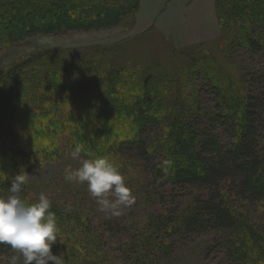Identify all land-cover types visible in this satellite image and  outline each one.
<instances>
[{
  "label": "trees",
  "instance_id": "16d2710c",
  "mask_svg": "<svg viewBox=\"0 0 264 264\" xmlns=\"http://www.w3.org/2000/svg\"><path fill=\"white\" fill-rule=\"evenodd\" d=\"M92 1L85 10L74 9L75 4L68 0H0V11L11 17L0 16V49L41 31L64 33L115 26L136 11L140 2ZM112 1L115 4H108ZM263 5L264 0H216L215 18L221 29L218 36L224 34L223 28L236 22L264 24ZM15 8L25 9L24 16H15ZM55 9L60 10V15L54 13L47 19L46 13ZM35 15L39 21L46 19L44 25H35L36 19H30ZM11 19L15 23L10 27L7 21ZM258 37L248 39L249 47L264 56V48L259 45L262 36ZM114 47L117 45L86 48L80 55L64 52L69 48L42 50L19 56L11 68L0 74V91L4 89L0 94V197L7 195L16 174H29L59 153L71 154L76 145H82L89 157L109 158L118 169L123 165L120 157H134L163 187L177 186L187 191L186 195L192 188L205 192L194 195L192 209L182 217L176 216L174 208V217L168 220L171 227L181 224L191 234L206 229L225 230L228 240L223 237L221 241L228 245L230 263L247 264L256 247L252 242L255 238L240 226L230 201L235 197L264 200V93L245 98L234 94L236 104L219 96L215 114L200 116L185 111L184 102L175 98V89L182 91V87L169 81L170 73L162 77L169 66L153 64L128 70L126 63H120L125 49ZM182 56L194 60L192 55L179 52L177 70ZM125 71L130 76L122 80ZM246 74L249 76L248 70ZM259 76L262 80L264 74ZM208 85L217 94L224 89L223 85ZM117 90L131 93L130 102L122 99ZM9 91L14 92L12 96H8ZM147 93L151 96L147 97ZM179 103L181 108L171 112L169 106L178 108ZM87 105L91 111L85 110ZM121 105L134 108L126 115H117ZM195 119L198 123L206 119L212 130L195 128ZM43 145L46 151L39 152ZM3 161L7 162L1 164ZM22 198L33 203L27 199L26 188ZM65 205L52 203L59 228L52 252L61 256L63 264H102L100 253L97 257L94 252L99 248V234L82 213L65 211ZM150 220L156 221L146 216L143 225L150 226ZM138 258L134 264H138ZM143 259H147L146 252Z\"/></svg>",
  "mask_w": 264,
  "mask_h": 264
},
{
  "label": "rangeland",
  "instance_id": "374dc122",
  "mask_svg": "<svg viewBox=\"0 0 264 264\" xmlns=\"http://www.w3.org/2000/svg\"><path fill=\"white\" fill-rule=\"evenodd\" d=\"M68 1L75 4L74 9L85 10L93 2L92 0ZM111 3L113 1L108 4ZM212 3L213 0H141L139 12L134 18V27L142 26L139 27L141 33L138 32L139 34L137 33L134 38L127 40L125 32L124 38L127 41L124 40L125 42L117 45L125 49L123 54L125 58L120 63H126L128 70L135 66L150 67L153 64H160L161 68L162 65L169 66L166 73L162 72V77L170 73L169 81H174L182 87V91L175 89V96H177L175 98L184 102L185 111L190 110L200 116L215 114L219 96L227 97L228 103L236 104L237 102L233 100L234 94L245 98L248 95L264 93V77L261 80L259 76L264 74V56L253 52L248 42L251 38L259 39L258 35H260L262 39L259 45L264 48V24L257 26L236 22L229 28H223L224 34L218 36L221 29L213 19ZM222 3L227 5L226 1ZM34 4L31 3L32 6ZM157 5L161 6L158 11ZM24 11L26 10L15 8L12 13L23 17ZM54 13L60 15L61 12L59 9L47 12V19L52 18ZM0 16L11 18L2 11ZM35 16L36 18L29 16L32 21L36 19L35 25H44L43 22L46 19L39 21L38 15ZM8 22L11 27L15 20L11 19ZM147 22H153L165 32L167 30L173 36L174 42H171L161 31L145 24ZM106 32L75 30L48 33L41 31L21 43H10L0 49V74L11 68L19 56L33 55L42 50H59L64 48H60L61 46L70 45L69 49L64 48L68 49L64 52L80 55L84 49L71 48H81L88 39L104 36ZM199 43L200 45H193ZM179 52L192 55L194 60L188 61L182 56L180 68L177 70ZM247 70L249 76L246 74ZM127 72H123L122 80L129 78L130 75ZM149 72L153 71L149 69ZM153 73L156 74V72ZM209 83L223 85L224 89L217 94L211 88L212 86L208 85ZM3 92L4 89L0 91V94ZM13 93L9 91L8 96H12ZM118 94L125 101L131 97L129 96L131 93L119 91ZM146 96L150 97L151 94L147 93ZM127 102L130 100L128 99ZM91 105L95 106V104ZM181 105L179 103L178 108L169 106L170 111L179 110ZM133 108L131 105H121L117 115H126ZM85 110L91 111V108L87 105ZM75 115L79 116L78 113ZM209 124L206 119H201L199 123L195 119L193 126L201 130H212ZM109 130H113V125ZM99 138L102 140L104 137ZM43 146L39 152L46 151L45 145ZM119 160L123 161L119 171L132 190L135 201L118 217L100 212L96 201L89 195L86 185L68 183L64 180V168L68 166L75 168L79 165V161L73 160L71 154L67 152L59 153L50 163L30 171L29 183L25 187L27 199L35 202L39 194L45 192L53 204H66L64 210L70 206L69 212L82 213L83 218L86 221L88 219L90 227L99 234V248L94 249V252L97 257L100 253L102 264H134L133 261L137 257H140L136 262L138 264H146L147 260H150V264H234L230 263L227 255L228 245L221 241L223 237L224 240H228V238L225 239L227 237L225 235L228 234L225 230L206 229L191 234L185 232L181 224L171 227L168 223L169 218L174 217V208L177 210L178 218L187 214L194 205V195L204 194L203 190L192 188L193 190H189L190 193L186 195L187 191L180 190L177 186L163 187L158 180H154L155 176L149 175L147 169H143L142 163L134 157L128 158L123 155ZM4 162L7 161L1 164ZM1 179L3 178L0 176ZM230 206L237 215L240 226L246 227L247 233L255 238L252 242L256 247L252 249L251 258L246 260V263L264 264V241H262L264 200L252 201L235 197L230 201ZM146 216L155 218L156 221L150 220L151 225L144 226L143 219ZM146 237L150 239L146 240ZM247 244L250 246L248 241ZM144 252L147 253V259L141 260ZM12 255L17 253L11 248L0 245V264H9ZM17 264H22V259L18 260ZM49 264L53 262L50 261Z\"/></svg>",
  "mask_w": 264,
  "mask_h": 264
},
{
  "label": "clouds",
  "instance_id": "9594fccd",
  "mask_svg": "<svg viewBox=\"0 0 264 264\" xmlns=\"http://www.w3.org/2000/svg\"><path fill=\"white\" fill-rule=\"evenodd\" d=\"M71 157L79 165L64 168V180L86 185L100 212L118 217L134 204L135 197L125 177L109 158L89 157L82 145L74 147ZM28 183V173L21 171L12 179L7 195L0 197V244L17 253L10 257L9 264H17L20 259L22 264H63L61 256L51 250L59 233L52 202L41 192L35 202L26 203L22 193Z\"/></svg>",
  "mask_w": 264,
  "mask_h": 264
},
{
  "label": "crops",
  "instance_id": "0c3cea01",
  "mask_svg": "<svg viewBox=\"0 0 264 264\" xmlns=\"http://www.w3.org/2000/svg\"><path fill=\"white\" fill-rule=\"evenodd\" d=\"M215 2H216V0H213V3H212V6H213L212 14H213V19L215 21V24H217L216 18H215V11H214V4H215ZM139 6H140V2H139ZM139 6H138V9L136 11L125 15L123 17V19L121 20V22L118 23L115 26H112V27H109V28H101V29L88 30V31H92V32H94V31L95 32L96 31H107L106 32L107 34L104 35V36L98 37V38L88 39L86 41L87 43L83 44V47H81V48H71V49H86V48L89 49V48H93V47L108 48V47H112V46L119 45V44H121V43H123V42H125V41H127L129 39L134 38L137 35V33L141 31V30H139V27H142V26H136V27H134V18L136 17V14L139 12L138 11L139 10ZM160 7H161L160 5H157L156 6L157 11L160 9ZM145 24H148L149 27L152 26L153 28L161 31L163 34H165V36L171 42H174L173 36L167 30L165 32L159 26L154 25L153 22H147ZM125 32L127 33V36H126V38H128L127 40H125L126 38H124L125 37ZM203 32H204V29L202 28V33ZM194 43H198V42H194ZM62 47L69 48L71 46L70 45L61 46L60 48H62Z\"/></svg>",
  "mask_w": 264,
  "mask_h": 264
}]
</instances>
